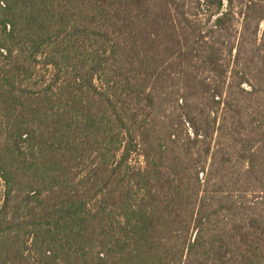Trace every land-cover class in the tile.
<instances>
[{"label": "trees", "instance_id": "16d2710c", "mask_svg": "<svg viewBox=\"0 0 264 264\" xmlns=\"http://www.w3.org/2000/svg\"><path fill=\"white\" fill-rule=\"evenodd\" d=\"M0 264H264V0H0Z\"/></svg>", "mask_w": 264, "mask_h": 264}, {"label": "rangeland", "instance_id": "374dc122", "mask_svg": "<svg viewBox=\"0 0 264 264\" xmlns=\"http://www.w3.org/2000/svg\"><path fill=\"white\" fill-rule=\"evenodd\" d=\"M0 186H1V184H0Z\"/></svg>", "mask_w": 264, "mask_h": 264}]
</instances>
